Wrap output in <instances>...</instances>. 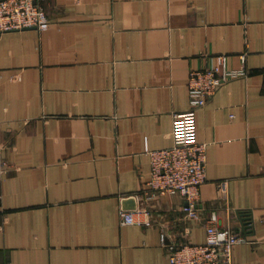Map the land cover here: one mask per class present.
<instances>
[{
	"label": "crops",
	"instance_id": "0c3cea01",
	"mask_svg": "<svg viewBox=\"0 0 264 264\" xmlns=\"http://www.w3.org/2000/svg\"><path fill=\"white\" fill-rule=\"evenodd\" d=\"M49 23L0 33V264H170L214 210L241 229L233 264H264V0H40ZM244 71L196 110L201 220L142 199L147 149L172 144L189 70ZM226 181V189L218 183ZM147 223L121 224V200Z\"/></svg>",
	"mask_w": 264,
	"mask_h": 264
},
{
	"label": "built area",
	"instance_id": "2783aa9c",
	"mask_svg": "<svg viewBox=\"0 0 264 264\" xmlns=\"http://www.w3.org/2000/svg\"><path fill=\"white\" fill-rule=\"evenodd\" d=\"M48 23L40 0H0V33L32 27L44 29ZM243 74L244 71L228 67L226 54L214 55L209 65L189 70L186 81L189 107L172 114V144L146 150L149 177L142 194L144 201L159 195L179 194L184 199L180 208L183 216L201 220L198 204L201 185L206 180V143L197 140L196 110L205 105L220 84ZM1 171L0 165V174ZM218 185L225 191L226 181ZM148 215L147 207L119 210L121 224L147 223L148 219L141 216ZM202 221L205 228L202 243L168 241L164 233L161 234L160 245L170 264H233V246L249 241L241 229L230 225L219 227L214 210Z\"/></svg>",
	"mask_w": 264,
	"mask_h": 264
},
{
	"label": "water",
	"instance_id": "95a60500",
	"mask_svg": "<svg viewBox=\"0 0 264 264\" xmlns=\"http://www.w3.org/2000/svg\"><path fill=\"white\" fill-rule=\"evenodd\" d=\"M121 208L124 210H133L136 208V199L134 196H127L121 200Z\"/></svg>",
	"mask_w": 264,
	"mask_h": 264
}]
</instances>
